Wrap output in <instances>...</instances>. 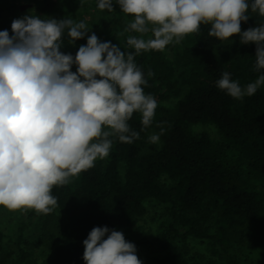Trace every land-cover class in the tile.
<instances>
[{
	"label": "trees",
	"instance_id": "16d2710c",
	"mask_svg": "<svg viewBox=\"0 0 264 264\" xmlns=\"http://www.w3.org/2000/svg\"><path fill=\"white\" fill-rule=\"evenodd\" d=\"M31 1L39 11L55 6L54 0ZM19 9L15 3H0V27L10 28L11 14ZM248 14V20L241 21L242 31L264 24L258 11ZM132 18L121 10L104 9L93 20V29L102 36L100 41L134 51L121 40L141 35L126 31ZM209 27L201 24L181 49L135 56L147 81L143 90L157 101L152 123L143 127L141 114L134 112L128 123L140 133L138 138L127 143L109 137L112 145L106 156L68 183L53 186L54 206L62 216L52 233L51 256L40 264H85L82 242L94 226L124 233L145 218L153 200L166 202L168 222L159 244L172 250L165 255L170 264H189L192 238L207 243V264H264V86L237 100L215 83L222 72L241 85L254 81L256 46L240 44L236 35L210 37ZM76 42L85 44L86 36ZM60 50L68 53L63 46ZM197 123L214 125L221 138L196 131ZM153 133L159 135L154 143L148 140ZM21 242L22 234L17 243L24 255ZM6 252L0 230V264H5ZM22 262L23 256L17 264Z\"/></svg>",
	"mask_w": 264,
	"mask_h": 264
},
{
	"label": "clouds",
	"instance_id": "9594fccd",
	"mask_svg": "<svg viewBox=\"0 0 264 264\" xmlns=\"http://www.w3.org/2000/svg\"><path fill=\"white\" fill-rule=\"evenodd\" d=\"M114 4L133 17L126 31L141 34L126 39L134 51L86 35L85 21L69 15L29 11L12 20L11 35L0 30V206L51 212L53 186L106 156L109 137L127 143L139 137L128 123L134 112L143 127L152 123L157 101L142 87L147 81L135 60L141 51L164 50L210 25V37L236 35L240 44L256 46V79L241 85L222 72L216 87L240 100L264 86V24L241 30L249 10L264 16V0H97L96 6L112 11ZM64 36L70 44L86 36V43L74 55L65 53ZM82 243L85 264H142L135 244L115 228L94 226Z\"/></svg>",
	"mask_w": 264,
	"mask_h": 264
},
{
	"label": "rangeland",
	"instance_id": "374dc122",
	"mask_svg": "<svg viewBox=\"0 0 264 264\" xmlns=\"http://www.w3.org/2000/svg\"><path fill=\"white\" fill-rule=\"evenodd\" d=\"M55 6L51 11H39L31 3V0H0L2 2L15 3L19 6L21 4L29 3L26 8L13 11L11 19L18 18L26 12L32 11L33 14L43 17L62 18L66 15L71 16L74 20H84L89 32L86 35L95 33L98 39L101 35L94 31L93 20L101 11L97 8V0H54ZM120 10L119 6L114 4L113 11ZM0 30H4L0 27ZM11 35V28H8ZM127 37L121 36V40L126 42ZM185 41L191 42V33L186 34L178 43H171L166 46V49L174 47L181 49ZM80 43H68V37L64 36L63 48L68 53H74L78 50ZM76 70V66H72V71ZM193 129L196 131L205 130L211 135L220 139L221 135L212 124L197 123L194 124ZM172 184V183H171ZM166 202L153 200L146 206V216L141 221L131 226L124 231L123 235L127 241L133 242L136 246V255L142 261V264H170V260L165 259L167 251L170 249H163L159 244V239L167 227L168 218L166 217ZM36 216L38 218L36 219ZM62 216L57 206L52 207L49 213H41L34 209H16L9 210L0 206V230L4 233V244L6 246L5 264H17L23 256L22 264H40L51 256L50 241L52 233L57 231L59 217ZM40 219V220H39ZM23 235V242L21 247L25 254L19 252L18 238ZM190 239V246L193 247L194 252L189 264L195 262L196 264H207L203 258L210 257L207 243L200 244L199 242ZM172 253V250H170ZM262 264V263H259Z\"/></svg>",
	"mask_w": 264,
	"mask_h": 264
},
{
	"label": "water",
	"instance_id": "95a60500",
	"mask_svg": "<svg viewBox=\"0 0 264 264\" xmlns=\"http://www.w3.org/2000/svg\"><path fill=\"white\" fill-rule=\"evenodd\" d=\"M28 5H29V3L21 4V5H20V8H21V9L26 8Z\"/></svg>",
	"mask_w": 264,
	"mask_h": 264
}]
</instances>
